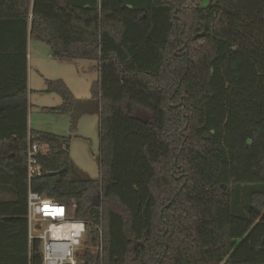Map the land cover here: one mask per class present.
<instances>
[{
    "label": "trees",
    "instance_id": "trees-1",
    "mask_svg": "<svg viewBox=\"0 0 264 264\" xmlns=\"http://www.w3.org/2000/svg\"><path fill=\"white\" fill-rule=\"evenodd\" d=\"M30 41L97 66L90 99L45 92L100 117L99 180L29 128ZM30 190L86 223L79 264H264V0H0V264H43Z\"/></svg>",
    "mask_w": 264,
    "mask_h": 264
},
{
    "label": "rangeland",
    "instance_id": "rangeland-1",
    "mask_svg": "<svg viewBox=\"0 0 264 264\" xmlns=\"http://www.w3.org/2000/svg\"><path fill=\"white\" fill-rule=\"evenodd\" d=\"M32 59L28 56L29 82V128L33 132H43L68 137L70 155L76 168L93 180L101 178L100 117L85 115L73 127L70 116L57 115L48 111L62 104L56 94L45 92L46 81L62 80L78 99H90L92 84L98 80V73L83 67L81 63H55L51 60L50 48L32 41ZM50 51V53H48ZM55 60V59H53ZM82 66V67H80ZM10 198L5 195V199ZM87 239L88 236L86 237Z\"/></svg>",
    "mask_w": 264,
    "mask_h": 264
},
{
    "label": "built area",
    "instance_id": "built-area-1",
    "mask_svg": "<svg viewBox=\"0 0 264 264\" xmlns=\"http://www.w3.org/2000/svg\"><path fill=\"white\" fill-rule=\"evenodd\" d=\"M47 147L29 144L28 177L31 181L42 175L38 156ZM28 225L30 240L39 239L43 248V264H79V252L86 236V223L72 216V209L33 191L28 194ZM102 229L100 235L102 237ZM102 246V244H101ZM102 251V247H100Z\"/></svg>",
    "mask_w": 264,
    "mask_h": 264
},
{
    "label": "crops",
    "instance_id": "crops-1",
    "mask_svg": "<svg viewBox=\"0 0 264 264\" xmlns=\"http://www.w3.org/2000/svg\"><path fill=\"white\" fill-rule=\"evenodd\" d=\"M32 47H34V46H32V41H30L29 42V46H28V52H29V57H30V59H32ZM48 53H50V51L48 52ZM51 60L52 61H54L55 63H60V64H66V63H63V62H60V61H58V60H53V58L51 57ZM81 62H86V61H80V62H77V63H81ZM76 63V62H75ZM88 64H83L84 66L83 67H87L89 70H94V71H96L97 73H98V80H99V71L97 70V66H96V64L95 63H92V62H87ZM80 67H82V66H80ZM28 79H29V82H30V76H29V73H28ZM97 80V81H98ZM96 82V81H95Z\"/></svg>",
    "mask_w": 264,
    "mask_h": 264
},
{
    "label": "water",
    "instance_id": "water-1",
    "mask_svg": "<svg viewBox=\"0 0 264 264\" xmlns=\"http://www.w3.org/2000/svg\"><path fill=\"white\" fill-rule=\"evenodd\" d=\"M64 172H65V170H63V171H60L59 173H60V174H62V173H64ZM52 175H55V174H52Z\"/></svg>",
    "mask_w": 264,
    "mask_h": 264
}]
</instances>
